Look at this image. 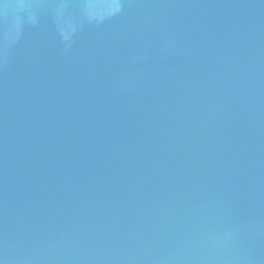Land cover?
<instances>
[{"label":"water","instance_id":"obj_1","mask_svg":"<svg viewBox=\"0 0 264 264\" xmlns=\"http://www.w3.org/2000/svg\"><path fill=\"white\" fill-rule=\"evenodd\" d=\"M0 264H264V0H0Z\"/></svg>","mask_w":264,"mask_h":264}]
</instances>
